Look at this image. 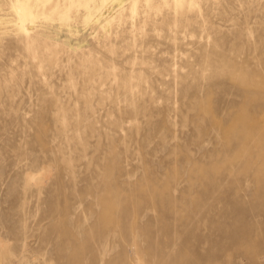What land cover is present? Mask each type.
Masks as SVG:
<instances>
[{
	"label": "rangeland",
	"instance_id": "rangeland-1",
	"mask_svg": "<svg viewBox=\"0 0 264 264\" xmlns=\"http://www.w3.org/2000/svg\"><path fill=\"white\" fill-rule=\"evenodd\" d=\"M1 1L5 264H264V0Z\"/></svg>",
	"mask_w": 264,
	"mask_h": 264
},
{
	"label": "bare ground",
	"instance_id": "bare-ground-1",
	"mask_svg": "<svg viewBox=\"0 0 264 264\" xmlns=\"http://www.w3.org/2000/svg\"><path fill=\"white\" fill-rule=\"evenodd\" d=\"M4 1V0H3ZM3 1H1V3H3ZM8 1H10V0H8ZM16 1V0H15ZM20 1V0H19ZM19 1L17 0V2H15V3H18L19 4ZM27 1H29V2H31V0H23V2L21 3V4H19V6H18V8H19V10L22 12V13H24V16H31V14H30V12H29V10H27L26 8V5H27ZM13 2V1H12ZM26 2V3H25ZM33 2V1H32ZM85 2H86V0H85ZM108 2V1H107ZM10 4V3H9ZM32 4V3H31ZM30 4V5H31ZM82 4V3H81ZM29 5V6H30ZM38 5H39V3H38ZM11 6V5H10ZM28 6V5H27ZM16 8H17V4H16ZM15 8V9H16ZM17 11V13H18V9H16ZM21 13V14H22ZM22 16V15H21ZM24 19V18H23ZM0 25H4V24H2L1 23V21H0ZM16 25H18V26H20V27H22L23 28V23L22 22H18ZM23 30H24V28H23ZM49 169V168H48ZM46 171H47V169H45V167L41 170V172H40V174L39 175H32L30 172L28 173V174H26L25 175V177H26V183L28 184H31V183H33V184H38V185H41L40 183L41 182H44L43 180H46V179H48V176L47 175H45L46 174ZM48 172H49V170H48ZM47 174H49V173H47ZM44 176H47V178L46 179H44ZM45 183V182H44ZM43 184V183H42ZM11 233V232H10ZM24 239H25V237H24ZM7 240V239H6ZM9 242V241H8ZM8 242H5L4 244L5 245H7V247H9L10 246V243H9V246H8ZM1 244V243H0ZM9 249V248H8ZM4 251V250H3ZM23 251V250H22ZM14 252V251H13ZM27 252V251H26ZM23 254H25V253H23ZM5 254H3L2 253V251H0V264H5L6 263V260H7V258H8V256H9V254H7L8 256H4ZM34 258V257H33ZM44 259V258H43ZM46 259V258H45ZM21 260H22V258H21ZM23 261V260H22ZM21 261V262H22ZM32 261V260H31ZM35 261V260H34ZM7 262H10V261H7ZM12 262V261H11ZM7 264H9V263H7ZM37 264V263H36Z\"/></svg>",
	"mask_w": 264,
	"mask_h": 264
}]
</instances>
